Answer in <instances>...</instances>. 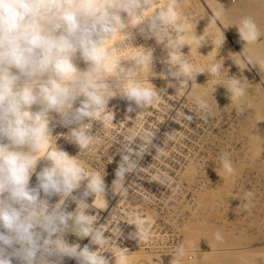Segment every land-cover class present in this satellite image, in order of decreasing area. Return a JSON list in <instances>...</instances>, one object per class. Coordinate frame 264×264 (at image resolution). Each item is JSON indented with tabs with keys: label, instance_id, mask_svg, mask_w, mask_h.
<instances>
[{
	"label": "clouds",
	"instance_id": "clouds-1",
	"mask_svg": "<svg viewBox=\"0 0 264 264\" xmlns=\"http://www.w3.org/2000/svg\"><path fill=\"white\" fill-rule=\"evenodd\" d=\"M155 0H0V264H113L105 253H110L114 264L124 258V248L117 243L123 235L119 223L114 225V252H100L101 245L109 244L102 225L92 214L97 196L107 206L108 192L104 176L87 174L70 155L58 146L48 147L55 129H67L65 139L81 151H87L93 134L90 124L102 112L114 119L109 102L120 98L128 102L127 113L151 109L162 99V89L154 84L144 86L137 81L138 70L153 67L152 47L136 46L137 37L154 39L167 52V87H190L193 69L184 57L178 42L177 0L145 16ZM239 38L246 44L257 42L261 33L252 17H244L237 27ZM118 36L111 48L107 43ZM194 34L199 48L207 43ZM225 36L220 41L221 46ZM138 48L126 59L113 60L119 49ZM248 65L253 62L249 58ZM223 63L212 64L209 75H221ZM201 74V73H199ZM226 88L231 97H243L246 89L241 78H230ZM173 81H175L173 83ZM191 82V83H190ZM203 116H208L209 105L197 100ZM139 110V111H137ZM193 121V115L182 114ZM165 135H170L166 133ZM155 132L145 138L129 134L122 136L123 153L115 170L111 192L127 193L128 176L136 173L144 154L154 148L156 154L165 147L153 143ZM139 138L141 143L136 144ZM135 145V147L133 146ZM47 151L39 156L41 151ZM223 168L233 173L232 162L225 153ZM34 178V180H33ZM170 183L174 180L167 178ZM119 185V193L114 186ZM250 200L254 195L248 192ZM92 203H89V198ZM72 205H75L72 208ZM250 205L246 204L247 209ZM142 217L130 225L135 231L130 237L145 238ZM111 233V232H108ZM89 240L83 246L70 242ZM217 240L222 236L217 231ZM95 245V249L91 247ZM176 257H183L184 248L178 246Z\"/></svg>",
	"mask_w": 264,
	"mask_h": 264
},
{
	"label": "bare ground",
	"instance_id": "bare-ground-1",
	"mask_svg": "<svg viewBox=\"0 0 264 264\" xmlns=\"http://www.w3.org/2000/svg\"><path fill=\"white\" fill-rule=\"evenodd\" d=\"M169 2L170 0H155L153 7L146 10L144 15L147 16L158 8L167 7ZM202 2L217 21L211 18ZM202 2L177 0L176 7L178 42L185 45L182 52L193 69L191 73L193 83L190 82V87L176 89L167 87L169 81L163 76L167 71L166 50L157 45L154 39L144 40L137 37L136 46L152 47L155 51L153 67L146 65L140 68L136 79L143 82L144 86H149L148 82H150L157 89H162V99L156 101L151 109L137 114V112H126L127 101L114 98L108 105L114 113V119L102 112L95 122L101 126L106 136L113 133H117L120 137L136 135L137 130H144L146 123L158 127L161 117L173 109L177 115L173 118V125H169L179 134L180 140L186 137L182 132V129L187 127L182 120L183 113L193 115L192 123L200 128L199 130L197 127L191 128V139H194L193 142L198 145L197 149L194 147L198 152H195L196 150L191 146L188 149L189 158L183 154L185 152L176 147L177 145L175 148L171 146L176 152H182L187 166L173 177L172 185L160 191L162 206L147 203V199L152 195H144L143 199L146 200L142 202L133 201L132 198L124 204L118 200L124 208L122 221L125 219L130 225L136 217L144 219L145 238L138 241L128 235L127 244L124 246L119 244L124 248L125 256L117 264L142 262L146 264H240L241 262L243 264L241 259L251 257L250 260H254L252 256L255 257L257 252L254 251L258 248L264 253V248H261L264 246V235L259 234L263 239L257 235V232L264 228V0H253V2L241 0L236 8H233L234 5L229 0H202ZM244 17H252L261 33L257 42L245 46V42L239 38L237 29L241 26ZM195 33L201 35V41L208 42L199 48L193 38ZM223 34L225 42L221 46ZM227 37L236 43L238 52ZM123 39V36H118L106 46L111 48L114 43ZM138 51L140 49L125 46L116 51L112 59H126ZM249 58L253 62L252 65L247 64ZM223 62L225 68H230H228L229 73L223 72L221 75L206 73L209 72L212 64ZM232 77L241 78L242 86L246 89L245 96L230 98L226 88L230 85ZM198 99L209 102V106L217 110L214 112L209 109L210 114L203 116L197 107ZM63 131L61 127H57L54 134ZM63 138L66 137L57 135L50 138L48 147H56L54 139L59 146ZM46 151L47 147L39 153V156H44ZM225 153L235 169L231 174L221 164V157ZM163 174L167 175L164 172ZM157 180L171 184L165 176ZM105 183L108 188L106 200L109 202L114 195L110 190L112 184L106 180ZM183 183L186 185H182ZM157 190L159 191V188ZM146 192L144 188L140 189V193ZM248 192L254 194L250 200L246 195ZM94 204L100 210L107 207L100 196L96 197ZM246 204L250 205L247 209ZM157 219L163 222L161 224L165 226L164 229L161 228L160 223H156ZM131 230L132 232L136 230L134 225H130L129 231ZM217 231L221 234L222 240L215 238ZM253 233L258 236L256 239L262 241L254 239L255 241L251 242L249 236ZM256 235L253 237L255 238ZM256 242V247L253 249L255 246L253 243ZM114 245L111 244L110 252L120 255ZM178 246L184 248L183 257L175 255ZM260 250L257 254L262 253ZM249 252L254 255L246 256ZM258 256L255 259L260 258ZM262 256L259 261L257 259L254 260L255 262H249L248 259L246 261L248 260V264H259L262 259L264 261V254ZM108 257L113 259L114 264V258H111L110 253Z\"/></svg>",
	"mask_w": 264,
	"mask_h": 264
},
{
	"label": "built area",
	"instance_id": "built-area-1",
	"mask_svg": "<svg viewBox=\"0 0 264 264\" xmlns=\"http://www.w3.org/2000/svg\"><path fill=\"white\" fill-rule=\"evenodd\" d=\"M170 101L172 102V99H170ZM176 115L177 114L175 113V110L172 109L171 111H168L167 115H164L165 122L163 123H166L168 125L172 124L174 122L173 118ZM182 120L184 124L187 125L186 128L182 129V132L185 133L183 135L186 136L183 138V140L185 141V144L189 147L192 144L191 128H193L194 126L192 125V121L189 122L187 120H184L183 117ZM90 127H92L91 131L93 134V139L87 151L79 152L78 147L72 143H69L65 138L62 139L63 141H61V144L64 146L63 148H67L71 154L77 156V162L82 166V168L85 169L86 173H99L100 175L104 176L107 182L112 184L113 180L115 179V170L117 169L118 162L120 161V154L123 153V148L120 145V139H122V137H120L117 133L109 134L108 136L104 135L101 126H99L98 123L96 124L95 122H93V124H90ZM150 128L151 127H149V129L146 131L137 130L135 134L137 137L143 139L145 138V134L150 130ZM61 130H64L63 133L60 132L57 133V135H62V137H65L68 130L63 127H61ZM154 132L155 136L153 139V143L164 147V142H167L168 147L165 148V151L163 153L156 154L155 149L152 148L149 152L145 153L143 158L139 161V168L137 169L136 173H130L128 176V183L126 185L128 189L127 193L123 196H120L118 194L113 195V197L109 199L106 209H98L93 202L95 209L91 210L92 214H96L98 224L106 226L104 228L102 227L103 230L106 232V236H110L111 234L113 237L118 236V233H116L114 230V225L119 223V226L123 232V235L117 238V243L118 245L120 244V246H124L127 244L126 241H128V235L133 230L129 231L130 225L125 221V219L124 221L121 220V218L124 216L122 212L124 208L118 200H121V202H123L124 204H126L132 198L133 201L139 200L142 202L143 200H146L143 199L144 195H152L151 197H149V199H147V203L149 202L153 205L156 204L155 206L158 207L162 206V202L159 198L161 195L160 191H164L166 187L172 185V183H161L157 180V178L165 176L163 172L167 174L165 176L166 178H173L175 177V175H178L182 168H185L187 166V164H185L186 158L182 156V152H176L174 149H172L176 146L175 142H173L172 139L173 137L177 138L179 134L176 131L173 132L168 127L165 128V130H155ZM166 133H170L171 138L170 135H165ZM159 137H162L164 142H159ZM139 138L136 139V144L141 143ZM54 140L57 141L56 139ZM116 140L119 141L117 142ZM133 146L135 147V145ZM170 146H172V148ZM179 147L184 148L182 151L185 153L183 154L186 155L187 158H189L190 154L188 152V149L182 145H180ZM180 162L183 164H181ZM165 164H168V166H165ZM182 185L185 186L186 183H183ZM114 187L115 192L119 193V185H115ZM141 188H144L147 192L140 193ZM158 188L159 191L157 190ZM92 199L93 198L90 197L88 202L92 203ZM74 207L75 205H72V208ZM156 223L161 224L163 222L157 219ZM164 227L165 226L161 224V228L164 229ZM165 230H167V228H165ZM68 239L70 242H79L82 246L84 244L89 243V240L87 239L83 241H77V238L71 235L68 237ZM115 242V239H112L111 244H115ZM91 247L95 249L96 246L91 245ZM110 249L111 245L104 244L101 245L99 251L110 252ZM105 255L108 257L109 253H105ZM65 264H76V262L74 260H66ZM141 264L146 263L142 262Z\"/></svg>",
	"mask_w": 264,
	"mask_h": 264
},
{
	"label": "rangeland",
	"instance_id": "rangeland-1",
	"mask_svg": "<svg viewBox=\"0 0 264 264\" xmlns=\"http://www.w3.org/2000/svg\"><path fill=\"white\" fill-rule=\"evenodd\" d=\"M200 1L202 2V0H200ZM229 1L231 2V4L234 5L233 8H236L235 6L238 5L239 3H241V0H239V1H238V0H229ZM234 1H235V2H234ZM236 1H237V2H236ZM251 1L253 2V0H251ZM238 2H239V3H238ZM202 3H203V6H204L205 10L209 13V15L211 16V18L214 20L215 17L213 16L212 12H211V11L209 10V8L204 4V2H202ZM235 3H236V4H235ZM251 4H252V3H251ZM240 6H241V5H240ZM240 6H237V7H240ZM210 12H211V13H210ZM215 21H217L216 18H215ZM228 38H229V37H227V39H228ZM228 40H229L230 44L233 46V48L238 52V49H237V47H236V43H235L233 40H231V38H229ZM228 68H229V67H227L226 69H228ZM229 69H230V68H229ZM229 69H228V71L225 70L224 72H225V73H226V72L229 73V72H230ZM168 99H169V98H168ZM208 105H209V102H208ZM209 107H210V106H209ZM170 109H171V108H170ZM209 109H210L211 111H214V112L217 110V109H215V108H213V107H212V108L210 107ZM213 109H214V110H213ZM210 110H209V111H210ZM170 111H171V110H170ZM212 113H213V112H212ZM164 115H167V114H164ZM164 115L161 117L162 120H160V121L158 122V123H159V126H158V127H157V125H155L154 127H153V126H149L148 123H146V124L144 125V126H145L144 131L148 130L149 127H151L149 131H151L152 128H153L152 132H154L155 130H158V131L165 130V128L168 127L169 129H171V130L174 132L175 129L171 127V125H173L174 122H173L171 125H168V124H166V123L164 124V123H163V122H165V117H164ZM219 121H220V120H219ZM219 121H217V122L219 123ZM166 122H167V121H166ZM192 125H193L194 127H197L196 124H194V123H192ZM147 126H148V127H147ZM166 126H167V127H166ZM169 126H170V127H169ZM177 126H179L178 123H177ZM146 127H147V129H146ZM197 128H198V127H197ZM199 129H200V128H199ZM139 130L141 131V129H139ZM142 131H143V130H142ZM149 131H148V132H149ZM159 138H160V137H159ZM159 138H158V139H159ZM161 138H162V137H161ZM174 138H175V137H173L172 141L175 142L176 145H178L177 148H178V149H181V151H182L184 148L179 147V146L182 145L183 142H184V143H183L184 147H186L187 149H189L191 146H192L193 149H194V147H196V149L198 148V147H197L198 145H196L195 142H193L194 139H191L192 144L188 147V146H185L186 144H185V141H184L183 139H181V140L179 139V138H180L179 136H177V138H175L176 140H175ZM177 139H178V141H177ZM159 140H160L159 142H164L163 139H159ZM162 140H163V141H162ZM176 142H177V143H176ZM196 142H197V141H196ZM170 143H171V142H170ZM171 144H172V143H171ZM179 144H180V145H179ZM60 145H62V144H59V147H61L63 150H65V151H67L68 153H70V152L68 151L67 148H63L64 146H63V145L60 146ZM183 145H182V146H183ZM195 145H196V146H195ZM164 146H166L165 148L168 147V145H167L165 142H164ZM170 147H171V146H170ZM66 149H67V150H66ZM196 149H194V150H196ZM194 150H193V151H194ZM195 152H198V151L196 150ZM189 154H190V152H189ZM72 155H73V154H72ZM165 176H166V175H165ZM263 230H264V228L260 229V230L257 232V233H258L257 235L259 236V238H262L260 235H262V236L264 235V234H262V233H263ZM260 233H261V234H260ZM254 234L256 235V233H253L252 236H249V239L251 240V242H252V241H255V240H259V239H256V238L258 237L257 235H256L255 238L253 237V236H255ZM259 234H260V235H259ZM250 237H253V239H251ZM263 237H264V236H263ZM254 239H255V240H254ZM262 239H263V238H262ZM247 240H248V239H246V241H247ZM259 241H262V240H259ZM259 241H257V242H259ZM249 242H250V241H249ZM251 242H250V243H251ZM257 242H256V243H253V244L255 245V244H257ZM245 243H246V242H245ZM259 243H260V242H259ZM219 244H221V243H219ZM246 244L248 245V243H246ZM216 245H218V243H217ZM250 245H252V243H251ZM215 247H218V246H215ZM254 247H256V245L253 246V249H254ZM259 247H260V246H259ZM257 248H258V247H257ZM261 248H264V246L261 247ZM258 249L260 250V248H258ZM258 249L255 250L254 253H256V252H257V253H260ZM261 250H262V249H261ZM261 250H260V251H261ZM252 251H253V250H252ZM252 251H250V252H252ZM263 251H264V250H263ZM250 252H249L248 254H246V256H247V255L250 256L251 254L254 255V253H251V254H250ZM261 252H262V251H261ZM257 253H256V254H257ZM262 253H263V252H262ZM262 253H261V254H262ZM249 254H250V255H249ZM256 254H255V257H257V256L259 255L258 257H260V258H258V259L260 260V259L263 257L262 255H263L264 253H263L262 255H261V254H257V255H256ZM246 256H245V258H246ZM251 256H252V255H251ZM261 256H262V257H261ZM255 257L252 256V259L256 260L257 258L255 259ZM250 258H251V257H250ZM250 258L247 257L246 259H248L249 262H250V261H251V262L254 261V260H250ZM246 259H241V260H243V261H242L243 264H248V263H249V262L247 263L248 260L246 261ZM258 259H257V260H258ZM239 260H240V259H239ZM239 260H238V262H239ZM259 260H258V261H259ZM244 261H245L246 263H245ZM238 262H236V263H238ZM254 262H255V261H254ZM254 262H253V263H254ZM239 263L241 264V262H239ZM256 263H258V262H256ZM250 264H251V263H250ZM259 264H264L263 259L261 260V263H259Z\"/></svg>",
	"mask_w": 264,
	"mask_h": 264
}]
</instances>
